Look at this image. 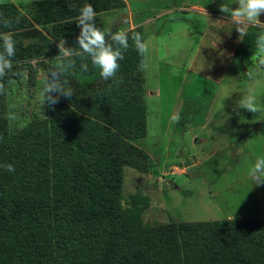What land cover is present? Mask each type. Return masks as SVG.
I'll return each mask as SVG.
<instances>
[{"label":"rangeland","instance_id":"374dc122","mask_svg":"<svg viewBox=\"0 0 264 264\" xmlns=\"http://www.w3.org/2000/svg\"><path fill=\"white\" fill-rule=\"evenodd\" d=\"M35 1L41 0H0V15L7 18L13 9L25 15L26 7ZM71 2L80 9L99 4L98 0ZM112 2L114 9L96 14L97 27L105 33L124 30L129 37L140 28L148 44L149 68L140 72L134 90L122 92L140 98L145 110L144 128L129 144L146 154V167L143 172L123 167L119 189L121 207L129 212L132 226L138 227L144 240L145 232L159 225L264 220V186H255L248 175V169L264 156V41L259 39L264 24L245 25L244 34H239L233 18L219 10L221 5L235 8L237 0ZM42 11L40 15H46ZM46 16L40 17L41 25L24 29L21 20L9 27L0 25V32L22 33L23 47L34 45L42 51V56L25 62L23 52L16 49L13 71L23 75L9 74L0 81L5 85L0 102L10 134L35 132L50 144L52 111L71 108L73 102L61 97L52 108L40 106L48 72L58 70L48 61L58 54L59 40L46 38ZM66 48L68 55L78 54L70 45ZM136 56L139 63L142 57ZM85 61L91 63L87 54ZM119 77L124 78L117 72L115 80L100 78L83 86L64 67L60 81L67 80L65 87L73 88L75 99L102 102L114 97ZM246 101L258 111L241 107ZM69 129L73 132L77 125ZM112 134L121 136L119 130ZM43 172L48 178L43 184H48L54 176L77 174V168L67 152L51 147ZM24 194L20 190L19 195ZM183 247L179 244L182 253L190 250Z\"/></svg>","mask_w":264,"mask_h":264},{"label":"trees","instance_id":"16d2710c","mask_svg":"<svg viewBox=\"0 0 264 264\" xmlns=\"http://www.w3.org/2000/svg\"><path fill=\"white\" fill-rule=\"evenodd\" d=\"M71 1H35L26 7L25 15L13 9L7 18L14 24L18 17L24 29L33 23L41 25L40 17L47 15L46 38H63L78 53L68 55L64 67L80 85L86 86L101 78L100 69L85 61L86 53L77 44L80 5ZM112 1L98 0L96 14L114 9ZM41 11L44 14L40 15ZM9 33L17 41L16 49L23 52L25 62L42 56L36 46L21 45L22 33L17 29ZM133 33L142 35L140 28ZM136 51L130 38L129 48L123 50L124 59L119 61L118 73L124 78L119 77L113 98L99 102L62 97L73 104L71 108L57 107L52 111L51 145L35 132L10 134L0 102L3 264H264V220L165 224L145 232L148 235L144 240L138 227L132 226L129 212L121 207L119 189L123 167L138 172L146 167V154L129 144L139 138L144 128L145 110L140 98L122 93L139 84L141 61L136 63ZM57 55L48 59L50 64L56 62ZM85 64L87 71L83 68ZM82 115L92 116L105 125ZM76 125L72 132L69 128ZM113 130H119L121 136L113 135ZM51 147L67 152L74 159L77 174L54 176L51 182L43 184L42 180L47 182L48 178L42 167ZM7 164H12L15 171H6L3 166ZM20 190L25 194L19 195ZM50 205L54 206L52 210ZM179 244L190 250L180 252Z\"/></svg>","mask_w":264,"mask_h":264},{"label":"clouds","instance_id":"9594fccd","mask_svg":"<svg viewBox=\"0 0 264 264\" xmlns=\"http://www.w3.org/2000/svg\"><path fill=\"white\" fill-rule=\"evenodd\" d=\"M221 12L229 14L234 23L237 25L236 30L239 34H244V26L248 24L264 23L261 20L264 15V0H237L235 8H228L224 5L220 6ZM14 21L10 18L5 19L0 15V25L9 27ZM16 23L19 22L17 17ZM78 27L80 28L77 44L79 48L91 58L94 67L100 69V77L107 80H115L117 72L120 69V60L124 59L123 50L129 48V39L134 42L135 48L141 55L140 70L145 71L149 68L147 60L148 44L143 40L140 33H133L129 37V33L121 30L117 32L103 31L97 27L96 11L91 4H87L80 9L78 17ZM109 38L111 43L109 42ZM264 41V36L259 37ZM58 55L53 67L57 71H49L48 79L45 80L40 95V106L43 108L47 105L52 108L53 105L59 103L60 98L71 99L74 96V90L71 87H64L68 82L60 81V77L64 74L65 58L68 56L70 49L66 48V41L61 38L56 45ZM17 41L9 32H0V81L11 74L14 77L23 75L20 71H13V58L16 56ZM84 70H88V65L83 66ZM5 93V85L0 82V95ZM241 107L256 113L257 107L251 101L242 102ZM54 109V108H53ZM178 120V117H173ZM3 137L0 136V142ZM6 171L14 172L15 168L12 164L4 165ZM248 175L254 182L255 186H264V156L257 159L254 165L248 169Z\"/></svg>","mask_w":264,"mask_h":264},{"label":"water","instance_id":"95a60500","mask_svg":"<svg viewBox=\"0 0 264 264\" xmlns=\"http://www.w3.org/2000/svg\"><path fill=\"white\" fill-rule=\"evenodd\" d=\"M261 20L262 22H264V15H262ZM261 24H264V23H261Z\"/></svg>","mask_w":264,"mask_h":264},{"label":"crops","instance_id":"0c3cea01","mask_svg":"<svg viewBox=\"0 0 264 264\" xmlns=\"http://www.w3.org/2000/svg\"><path fill=\"white\" fill-rule=\"evenodd\" d=\"M57 39L60 40L61 38H55V40H57ZM57 42L59 43V41H57Z\"/></svg>","mask_w":264,"mask_h":264}]
</instances>
